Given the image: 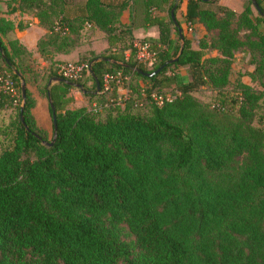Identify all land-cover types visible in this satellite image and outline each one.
I'll use <instances>...</instances> for the list:
<instances>
[{
    "label": "trees",
    "instance_id": "16d2710c",
    "mask_svg": "<svg viewBox=\"0 0 264 264\" xmlns=\"http://www.w3.org/2000/svg\"><path fill=\"white\" fill-rule=\"evenodd\" d=\"M13 1L31 9L45 29V41L35 45L40 54L39 43L65 41L84 23L104 34L107 47L82 60L91 62L89 73L69 81L73 86L47 84L60 77L54 66L62 61L54 63L40 89L54 113L55 130L46 103L47 135L34 124V100L15 66L19 54L30 53L15 39L6 47L2 37L13 25L0 18V77L7 75L16 91L13 97L0 90V110L15 109L8 127L0 126V264H264V100L257 102L258 92L240 81L230 97L223 88L237 50L250 56L251 81L264 75V22L257 12L250 16V0L240 13L218 0H186L184 23L195 18L204 30L194 47L170 18L175 3L167 15L147 17L156 38L135 39L131 16L127 25L118 20L129 0ZM255 1L264 16V0ZM239 27L255 39H241ZM209 30L215 36L207 38ZM143 41L156 51L149 65L136 58L134 42ZM212 49L217 56L208 55ZM159 66L150 77L137 72ZM115 71L149 83L128 90L122 108L115 88L106 94L101 85L102 75ZM170 82L177 99L159 106L149 99ZM207 83L216 89L218 110L230 101V122L196 109L190 92ZM71 88L91 109L68 107ZM92 104L110 112L97 118ZM242 153L239 174L220 179L231 157Z\"/></svg>",
    "mask_w": 264,
    "mask_h": 264
},
{
    "label": "rangeland",
    "instance_id": "374dc122",
    "mask_svg": "<svg viewBox=\"0 0 264 264\" xmlns=\"http://www.w3.org/2000/svg\"><path fill=\"white\" fill-rule=\"evenodd\" d=\"M67 4H72V2H76L78 0H66ZM220 4H228L232 8H238V12L240 13L244 6L247 3V0H218ZM129 3L131 5L132 12L140 8V3H142V11L144 15L149 14H163L167 15L168 11L167 8L170 4L175 3V0H129ZM185 6H186V0H179L176 2L175 11L173 12V17L176 18L178 21H180V25L182 28V32L184 34H188L187 36L191 39L192 46L194 47L197 44V40L200 36V32L197 27L190 21L189 26L190 30L187 29L188 24L184 23V12H185ZM264 6V1H263ZM250 16L256 15V11L254 8L250 5ZM0 18H3L4 20H9L13 28L12 30L7 33L6 37H2L4 44L7 48H9L8 44L12 40H18V32L22 33V38L25 40L26 44H31L33 39V29L30 26V23H33V17L31 15V9H22L18 6V4L13 0H2L0 1ZM36 19V18H35ZM37 21V20H36ZM55 22V21H54ZM88 27L84 30H82L80 36H77L76 39L82 40L83 37H87L88 35ZM199 32V34H198ZM207 38L213 37L216 34L215 30H209L205 31ZM238 36L241 39L249 38L250 40H254L255 37L254 34L247 29L246 27H239L237 31ZM44 35H42L40 38L36 40V42L40 39L42 42L45 41V38H43ZM43 38V39H42ZM39 48H41V54L38 52L36 48H31L29 50L30 54H19L18 59H15V66L18 68L19 63V69L23 73V76L25 78V81L27 83V87L31 94L36 95L38 99L41 101V109L38 108L36 111H34L36 121H38V126L43 127L46 130V133L48 135L49 133V117L46 109V102L43 98L42 94L40 93V89L43 86L44 82L46 80L47 74L51 71L53 68V65L57 60L48 59L50 50L48 49V46L42 45L39 43ZM49 50V51H48ZM216 51L214 49L209 50V56H217ZM41 55V56H40ZM75 57V56H74ZM70 57L68 60H61V61H80L85 60L86 58H89V56L86 55H80L76 58ZM249 54L247 52L243 51H234L232 52V56L229 59V68H228V76H227V82L224 85V89L226 90V95L230 97V94H232V90L235 88L236 82L240 81L241 83L247 84L251 86L253 90L258 92L259 99L257 102H261L264 100V75L260 78H256L254 80H250L249 77L246 75L247 72L251 71L253 68V65L249 63ZM23 68H21V65ZM179 75H187L185 68H180L178 70ZM3 74V73H1ZM167 75L168 72L166 73ZM5 77L8 78L7 75ZM87 81V82H86ZM85 82L87 86H90V82L88 78H85ZM136 86L141 88H146L149 86V83L142 82L138 79H130L127 84H123L122 87L126 89V94L129 91L132 90V88H135ZM90 88V87H88ZM151 92H157L155 89ZM108 94V92H105ZM116 93V92H115ZM136 91L132 93V98ZM162 97L167 96L170 100L177 99L179 96L175 92L174 83H166L158 92ZM73 95H75L76 99H73V104L76 106H84L87 109H91V105L88 104V99L86 96L81 95V92L78 90H73ZM116 97L119 96L121 98L120 106L123 107L125 105V102H123L124 98L122 93H116ZM72 95V96H73ZM139 95V94H138ZM191 97L193 98L195 102L196 109H201L204 112L210 114L212 118H214L219 123H228L231 121V114L228 112V108L230 107V101L227 100V109L220 111L217 108V93L216 89L213 88L210 84L202 85L194 89L192 92H190ZM141 98V97H139ZM150 99V98H149ZM151 100V99H150ZM152 101V100H151ZM75 102V103H74ZM153 102V101H152ZM139 106L134 107V109L138 112H143L144 109H138ZM110 108H100L95 112V115L97 118H102L103 115L106 113H109ZM260 110H263L261 107ZM92 112V111H91ZM15 113V109L13 107L0 110V126L8 127L9 123L13 120V116ZM93 113V112H92ZM258 120L257 117L254 118V122ZM263 120V119H262ZM263 123V121H262ZM1 129V127H0ZM3 130H0V139L2 137ZM246 155L244 153L238 155V156H232L230 161L227 162L226 168L224 171L219 175L220 179L222 180H230L234 179L238 174L239 171L242 169V166L245 162Z\"/></svg>",
    "mask_w": 264,
    "mask_h": 264
},
{
    "label": "crops",
    "instance_id": "0c3cea01",
    "mask_svg": "<svg viewBox=\"0 0 264 264\" xmlns=\"http://www.w3.org/2000/svg\"><path fill=\"white\" fill-rule=\"evenodd\" d=\"M219 2V1H218ZM130 5V3H129ZM225 5V4H222ZM142 3H140V8L132 12L131 5L130 7H126L120 14L118 20L120 24L122 25H127L130 20L131 16V30L130 33L135 39H140V38H150L154 39L157 37V28L155 25H151L147 22V17L149 15H144L142 11ZM225 6L229 7L232 9L234 12H238V8H232L230 5L226 4ZM33 23H30V26L33 29V39L31 44H26L25 40L22 38V33L18 32V41L25 47L26 50H30L32 47L36 48V40L40 38L42 35L46 33L45 29L40 27L37 24V21L35 18H33ZM191 22L195 25V27L198 28L200 35L203 34V27L201 24L194 18L191 20ZM180 23V21H179ZM181 24V23H180ZM86 23L83 24L82 28L78 30L77 33H69L68 38L65 41L62 42H54L48 45V49L51 51L50 56L52 57L53 60L61 61V60H68L70 57L76 58L77 55H86V56H91L93 54H98L104 51V49L107 47L106 40L104 37V34L98 30L94 26H88V36L83 37L82 40L76 39L77 36H80L82 30L86 29ZM198 32V34H199ZM186 36L188 34H185ZM171 37L173 38V31L171 32ZM192 44V43H191ZM196 46V45H195ZM53 82V81H52ZM50 82V83H52ZM29 90V89H28ZM73 90H77L75 88H71L69 90L68 95H70L73 99H76L75 95L72 94ZM119 91V90H118ZM73 95V96H72ZM82 95V94H81ZM34 104L30 108V114L32 116V119L34 121V124L37 127L38 126V121H36V117L34 114V111H36L38 108L41 109V101L38 99L36 95L31 94ZM44 98V97H43ZM45 99V98H44ZM45 102L47 103L46 99ZM75 103V102H74ZM47 105V104H46ZM47 109V106H45ZM69 108H75L79 107L76 106L75 104L70 103L68 105ZM43 128V127H40ZM44 129V128H43Z\"/></svg>",
    "mask_w": 264,
    "mask_h": 264
},
{
    "label": "built area",
    "instance_id": "2783aa9c",
    "mask_svg": "<svg viewBox=\"0 0 264 264\" xmlns=\"http://www.w3.org/2000/svg\"><path fill=\"white\" fill-rule=\"evenodd\" d=\"M190 23V22H189ZM188 24L187 29L190 30V26ZM88 27V24H86ZM135 50H136V58L139 62L149 65L151 64L156 57V51L152 48L150 43L143 42H134ZM91 62H76V61H62L55 64L54 69L56 74H58L61 78L74 81L79 79L82 75H87L90 70ZM129 81V76L122 74L120 71L115 72H106L101 77V85L102 90L104 92H110L112 88H115L116 93H122L123 98L126 97V89L122 87L123 84H127ZM0 90L7 92L13 97H16V91L14 89L12 81L7 77H0ZM119 90V91H118ZM176 94L178 91L175 90ZM149 98L156 104L161 105L164 102L171 101L167 96L162 97L158 92H151ZM121 98L119 96L116 97V104H120ZM15 102V98L13 100ZM104 104V106H106ZM101 107L95 106L92 104L93 111H97Z\"/></svg>",
    "mask_w": 264,
    "mask_h": 264
},
{
    "label": "water",
    "instance_id": "95a60500",
    "mask_svg": "<svg viewBox=\"0 0 264 264\" xmlns=\"http://www.w3.org/2000/svg\"><path fill=\"white\" fill-rule=\"evenodd\" d=\"M179 1V0H175V4L176 2ZM251 2V6L254 8V10L260 14V16L262 17L263 19V22H264V16L262 15L257 3L255 0H250ZM173 9L174 7H172L170 10H169V15H170V18L173 20ZM180 29L178 30V35L181 36L180 34ZM171 61V60H170ZM170 61H167V62H170ZM166 62V63H167ZM162 68V66H159L158 68H156L155 70H153L152 72H148V73H142L141 71L137 70V72L143 74L144 76H147V77H150L152 75H155L157 72H159V70ZM64 82L65 84H68V85H71L73 86V83L69 82L68 80H65L61 77H58V76H54V77H50L47 81V84H50V82ZM96 83V88H98V84L97 82ZM24 89H25V86H24V83L23 82H20L19 84V92H20V103H19V118L20 120H22V117H21V111H22V108H23V105H24V97H25V92H24ZM47 103L51 109V121H52V126H53V130H55V122H54V113H53V108H52V104L50 102V99L48 97V94H47ZM53 137H54V133H53ZM53 140H51L49 143H47L48 145H50L52 143ZM44 144V142H42Z\"/></svg>",
    "mask_w": 264,
    "mask_h": 264
}]
</instances>
